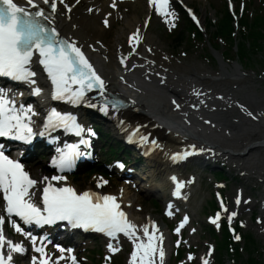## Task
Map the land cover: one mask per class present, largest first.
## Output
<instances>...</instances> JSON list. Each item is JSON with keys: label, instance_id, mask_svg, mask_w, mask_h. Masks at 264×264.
Segmentation results:
<instances>
[{"label": "bare ground", "instance_id": "6f19581e", "mask_svg": "<svg viewBox=\"0 0 264 264\" xmlns=\"http://www.w3.org/2000/svg\"><path fill=\"white\" fill-rule=\"evenodd\" d=\"M128 1L129 2H124V0H63L61 3V0H52V2L56 4L57 9V12L51 19L53 24L56 25L68 42H75L76 47H79L81 51H86L89 54V59L93 66L105 76L108 88L112 87V89L122 93H125V91L129 92L128 88H124L125 91L121 90V85H119L118 82V78L120 77L124 79L121 81H129V83L133 85V90L130 93L134 101L130 102L132 105L130 109L117 114L105 112L113 123L107 121L108 123L106 125L121 131L126 138L134 134L132 131L134 127H143V129L140 128V133L144 138L147 134L149 140L153 142V144L150 145L144 141V145L148 148H154L153 154L146 158V160H148L146 166L148 171L151 169L152 172H156L155 174L165 170L168 166L167 159L162 157L161 152H159L158 147H160V145L158 142H155L158 139L168 146H188L186 142L188 140L202 146L201 148H203L204 151L198 152L200 156L204 155L207 158L212 155V151H215L216 154H222L219 157L225 160L238 158L239 161H242L236 164V168L240 171L255 170L257 168V164H253L254 162L256 163L255 159H250V162H246L248 158H246L245 153L237 150L232 144H227L228 140L216 139L210 131V127L219 130L217 123L220 120L218 121L216 119V113L225 108L226 105L222 103L218 104L220 107L213 108L207 101L210 100L212 104V99L207 96L216 90L215 86L220 85L224 87V85L227 86L229 82L241 78V71L237 67H228L225 61L221 65L220 72L217 74H212L210 71V69H212L211 67H178L172 65V63L167 60L169 59L168 55L165 54L164 58L161 56L162 46L160 37L154 35V30L151 27L152 20L160 14L157 12L156 6L152 9L149 0ZM35 2L40 6L46 5L42 0H35ZM186 2L190 4L187 0ZM169 4L166 8L168 14H161L165 20H167L166 16L168 17V15L172 13ZM129 5L131 7L127 12L129 14L132 12L131 16L127 17L125 25L113 31L114 23L120 18L118 9H121L122 6L126 7ZM206 14V10H204L203 20L205 22L207 21ZM105 21H107V25ZM149 21L150 24L148 25ZM181 24L182 23L177 24V29L172 36H170L173 37L174 42H176L178 36H181ZM162 30L165 32L164 29ZM109 32L114 33L112 38L106 36ZM134 34L138 37L137 39H133ZM175 45L178 46L180 43H175ZM33 70L37 73V75L32 78L36 83H27L22 87L18 86L15 94H17L18 99L24 106L28 107L30 104H33L35 107L40 106V108H42L45 104L51 102L49 96L53 93L52 84L50 80L47 79L41 66L33 65ZM228 86L231 87L230 85ZM35 88H40V95L33 94ZM107 126V132L104 131V133L112 140L114 136H110V129ZM161 126H164L165 129L160 130L159 127ZM126 129L128 131L123 132ZM230 134L232 135L233 133ZM86 135L88 136V134ZM114 139H116V142L115 140L113 141L116 144V148L120 150L121 157L125 154V150L129 149V146H124L122 144V142H125L124 138L121 139L115 135ZM260 142L264 144V140ZM139 144L141 149L149 150L145 148L142 143ZM95 146L99 153V159H102L106 153L104 152L106 145L102 141L99 131H97V136L95 138ZM168 146H165L166 149L171 148ZM254 146L255 145L248 143L245 148L249 153ZM206 150L210 151L208 152ZM139 152L141 153L142 151ZM190 152L192 154L195 153L194 150H190ZM175 154L176 153L172 151L170 155L174 157L176 156ZM191 158L192 157L187 158V162L184 161V163L180 164V166L187 165V168H189L186 175L182 176L183 185H185L186 180L190 179V175L198 169L195 167L196 165L191 163L193 161ZM198 160L205 159L199 158ZM133 165L134 164L131 163V167H133ZM30 169L35 173L38 181L44 178L39 173L36 165L30 167ZM89 173L93 175L94 170L89 171ZM245 175L247 174L245 173ZM255 180H258V178ZM263 180L264 179H261L260 181L264 183ZM164 181H167V179ZM172 182V188L178 190L180 187H175V185L178 184L176 176L172 177ZM181 192L182 197H186L187 191L183 189ZM109 193L110 192L106 194ZM177 193L180 192L177 191ZM116 198L120 204L121 210L126 214L128 220L137 226V235L146 240L147 238L143 237L142 228L144 225H148L149 232L151 233L153 231L151 224L153 222L157 223L156 219L153 216H141V219H139L128 214L129 209L137 207L135 204L141 202L140 199L135 200L131 206H128L126 202H129V198H127V200L125 197L121 199L119 197ZM151 206L152 203L141 205L140 213H143L146 207ZM167 227L164 228L167 229ZM164 228L162 226H160V228L157 227L159 231L156 235L158 236L159 232H163V234H161L163 237L161 246L164 249L163 258L170 260L172 236L167 234ZM205 247V254L203 253L204 245L201 244L196 247L197 251L201 253L202 258L207 255L208 248L207 246ZM133 251L134 244L132 246V252ZM131 254L129 256V262ZM199 260L200 258L198 256L193 258L195 263H198ZM154 264L166 263L164 260L161 261L157 254L154 257Z\"/></svg>", "mask_w": 264, "mask_h": 264}, {"label": "rangeland", "instance_id": "374dc122", "mask_svg": "<svg viewBox=\"0 0 264 264\" xmlns=\"http://www.w3.org/2000/svg\"><path fill=\"white\" fill-rule=\"evenodd\" d=\"M187 1L200 15L204 28L199 29L192 23H185L182 16L180 20L182 22L180 27L181 34L186 32L187 26L190 37L181 39L180 45L176 46L173 37H170L172 35L164 32L157 25H154L152 28L154 35L160 37L162 46L161 56L164 58L165 54L168 55V62L178 67H211L212 69L210 71L212 74H217L220 72L221 65L225 61L223 57L225 55L228 59L227 62L225 61L226 65L228 67H237L241 71V78L228 83L231 87L228 85H224V87L220 85L215 86L216 90L207 96L212 99V104L210 100L207 101L213 108L220 107L218 104L222 103L226 105L225 108L216 113V119L218 121L220 120L217 123L219 130L210 127V131L216 139L228 140L227 144L230 143L237 150L245 153L246 158H248L246 162H250V159H255L256 163L254 162L253 164H257V168L255 170L240 171L236 168L237 162H242L238 158L229 160L220 158L218 167H222V162L226 165V171H229V174H227L228 179L216 175V173L212 174L199 167L194 171V180L197 184L190 188L192 194H190L191 202L189 203V210L197 222H194L186 233V248L189 249L194 245L191 239L196 240L200 245H204V254L206 253L205 245L208 247L205 257L207 264H241L239 260L231 259L229 255H226V250L220 245L223 237H215L208 229L210 226L206 222L207 217L214 215L213 217L217 218V214H219L221 220L215 224L216 230L220 231L223 222L230 223V226L237 228H239V224L246 226L242 228L243 236L240 237V240L244 242V235L248 232L253 234L254 242L251 248V261H263L262 263L264 264V224H259V222L264 223V210H262V208L264 209V183L260 181L264 179V144L260 142L264 140V46H254L257 44L256 40L250 34L246 33L249 30V25L253 21L254 15L259 12L257 11L259 0H234L232 11L230 10V3L226 0ZM225 2L226 11L224 7ZM182 6L186 7L187 5L182 1ZM130 7V5L126 7L122 6L121 10L118 11L122 15L114 23L113 31L126 24L127 17L132 14V12L130 14L127 12ZM204 10L207 13L206 22L203 20ZM178 13L180 16L182 15L180 9ZM223 21H225L223 25L224 30L219 33L218 29ZM256 22V20L253 21L252 26ZM206 24L207 27L205 26ZM172 28L173 26L171 25L167 30H172ZM113 35V32H109L106 36L112 38ZM176 89L180 90L179 88ZM105 131L107 132L106 129ZM230 133L233 134L231 135ZM113 140L116 142V139L112 137V140L110 139L108 141L109 145L104 152H109L110 145L112 143L114 144ZM105 142L107 141L105 140ZM248 143L255 145L249 153L245 148ZM113 147L116 148L115 146ZM117 151L120 152L118 148ZM36 163L39 164L37 168L40 173L48 171L45 161L36 160ZM194 163L203 164L204 162L203 160H197ZM140 165L147 171L146 174H142L143 171L141 172L143 177L145 179L148 176L150 177L148 182H145L143 185L144 188L149 189L151 187L152 183L149 182L154 176L158 179V182L161 181L164 170L155 174L156 172H152L151 169L148 171L146 163ZM95 168L96 166L84 168V170L74 176L73 184L79 190L95 187L97 182H101L100 177L105 178L102 175L100 177L97 175L92 177L93 175L89 171L94 170V173L98 172L95 171ZM245 173L247 175L244 177L240 176ZM249 177H257L258 180H252ZM118 183V185H106L105 190L119 194L121 189L123 194L128 193L129 202L140 199L141 202L135 204L139 207L144 204L147 205V203H152V201H157L156 198L150 197L149 192L143 191L142 193H137V191H133L132 187L123 185L124 181L120 180ZM241 188L245 192L244 198L240 193ZM150 190L153 189L150 188ZM217 195L218 197L223 195L224 198L219 204L218 211H215L216 208L211 205V202L214 200V196ZM237 200L240 202L237 203ZM246 203H249L250 206H245ZM255 204H260L261 209L259 206L256 208ZM178 207L181 208V206ZM225 208L227 211H224ZM232 211L233 213H238V217L235 220L232 218L229 220ZM132 214L134 218L139 219H141V216H153L157 219V223L161 225L164 206L162 202L158 204L152 203V206L146 207L143 213H140L138 209H133ZM246 220H251V225H247ZM195 230L196 233L190 239L191 232ZM216 235L218 234L216 233ZM122 239L126 243L125 247L121 249V253H124L122 256H116V260L113 263H106L108 256L106 243L102 241L97 243L95 241H88L87 244L90 245L88 248L78 250L80 261L76 264H127L128 247L130 245L128 239L125 237ZM120 240L118 239V241ZM191 252H193V249ZM198 256L199 258L202 257L201 253ZM247 257V255L243 257L244 264H247ZM200 260L196 264H203ZM186 261H188L187 253L186 258L180 264Z\"/></svg>", "mask_w": 264, "mask_h": 264}, {"label": "snow or ice", "instance_id": "6c2138e0", "mask_svg": "<svg viewBox=\"0 0 264 264\" xmlns=\"http://www.w3.org/2000/svg\"><path fill=\"white\" fill-rule=\"evenodd\" d=\"M42 2L46 5L50 4L52 11H56V4L52 0H42ZM168 2L169 0H149L150 4L156 6L157 12L165 15L168 14L166 12ZM48 20L49 17L35 0H0V77L35 84L36 81L32 78L37 75L33 70V65H36L42 66L47 79L51 81L54 89L52 99L67 100L75 104L83 100L85 91H90L93 87L102 92L104 81L96 74L84 53L76 47L75 42L69 43L60 38L55 28H49L42 22ZM105 24L107 25V21ZM137 38L134 34L133 39ZM73 85H79V87L74 89ZM40 92V88L33 90L34 95H40ZM28 113L35 115L31 107L21 106L17 109L14 102L6 99L5 93L0 90V138L31 143L34 133L30 126L31 116ZM53 121L58 122L54 126L75 131L77 135L83 131L76 124L75 117L71 115L62 116L53 110L45 127L52 125ZM74 154L78 153L73 146L68 152L62 153L58 160H54L53 165L60 171L70 170ZM183 158L184 156L179 154L173 157L174 160ZM62 179L61 176H53L51 180L44 177L40 181L32 178L19 161L5 155L3 145H0V200L4 205L3 213L0 214V264H11L12 253L21 255L26 253L22 244H15L4 236L6 220L16 232L26 237L30 236V233L23 231L14 217L25 225L67 221L73 227L91 229L113 239L117 237V234H123L134 244L129 264H137V262L138 264H154V257L157 254L163 261L164 252L160 246L163 237L156 235L159 229L155 227L154 222L151 233L148 225L143 226V237L147 238L144 240L137 235V226L128 220L115 196L89 191L77 193L72 187H57L51 182H59ZM103 183L106 184L107 181ZM97 186L103 185L98 183ZM37 201L41 206H38ZM239 202L237 200V203ZM224 211L227 209L225 208ZM168 214L171 215V212ZM234 215L235 213H232L229 220ZM218 219L219 214L216 220ZM216 220L212 222L216 223ZM186 222L187 218L180 227H183ZM176 231L179 232V228ZM236 239L240 237L237 236ZM31 241L33 251L41 254L39 264H59V260L64 259L61 256L52 261V258L45 254L44 247H36L34 236L31 237ZM5 246L9 250L7 256H5ZM108 247L113 253L119 250L113 248L111 244ZM60 251L63 252L64 249ZM68 251L71 252V249ZM71 259L73 264H76L75 257ZM189 259L192 257L190 256ZM32 264H38L36 256L32 257ZM204 264H207V261H204Z\"/></svg>", "mask_w": 264, "mask_h": 264}, {"label": "trees", "instance_id": "16d2710c", "mask_svg": "<svg viewBox=\"0 0 264 264\" xmlns=\"http://www.w3.org/2000/svg\"><path fill=\"white\" fill-rule=\"evenodd\" d=\"M259 12L254 15L253 17V21H257L254 26L253 25V21L251 22V24L249 25V30L246 31L247 34H250L252 37H254L253 39L256 40V47H258L259 45H263L264 46V0L262 1L260 7H259ZM248 12V11H247ZM226 20V19H225ZM224 22L223 21L221 23V25L219 26V33H221V31L224 30ZM181 39H183V35L181 34V36H178L176 39L175 43H180ZM85 168L88 166H84ZM228 237L226 236V239ZM252 235L251 236H246V253H250L251 252V248L253 247V243H252ZM263 261H250L249 264H263Z\"/></svg>", "mask_w": 264, "mask_h": 264}]
</instances>
